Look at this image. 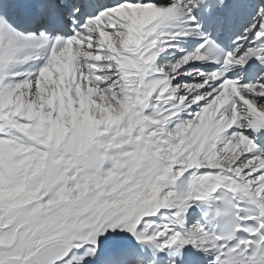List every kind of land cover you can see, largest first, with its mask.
<instances>
[{"label": "snow or ice", "instance_id": "snow-or-ice-1", "mask_svg": "<svg viewBox=\"0 0 264 264\" xmlns=\"http://www.w3.org/2000/svg\"><path fill=\"white\" fill-rule=\"evenodd\" d=\"M0 264H264V0H0Z\"/></svg>", "mask_w": 264, "mask_h": 264}]
</instances>
